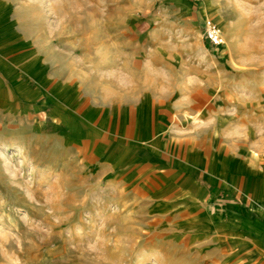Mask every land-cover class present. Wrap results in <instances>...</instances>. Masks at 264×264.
<instances>
[{
    "label": "rangeland",
    "instance_id": "1",
    "mask_svg": "<svg viewBox=\"0 0 264 264\" xmlns=\"http://www.w3.org/2000/svg\"><path fill=\"white\" fill-rule=\"evenodd\" d=\"M2 17L46 50L9 57L35 96L0 86V264H264L240 233L264 216V0H0Z\"/></svg>",
    "mask_w": 264,
    "mask_h": 264
},
{
    "label": "crops",
    "instance_id": "2",
    "mask_svg": "<svg viewBox=\"0 0 264 264\" xmlns=\"http://www.w3.org/2000/svg\"><path fill=\"white\" fill-rule=\"evenodd\" d=\"M11 21V22H10ZM8 22L5 18H0V86H2L6 91V96L10 99L13 94L12 85H11V75L9 71L13 69L9 66L17 67V64H20V61H13L9 59L13 50H46V48H39L32 46L31 40L29 37L25 36L20 31L14 30V22L10 20ZM17 32V33H16ZM17 63V64H16ZM19 69V68H18ZM21 99H26V96H35L38 92L33 90L30 95H26L24 90L18 89L15 91ZM40 108H46V104L38 105ZM244 235L249 244L262 248L264 252V216L261 218H256L255 220H247V224L240 232ZM241 236V235H240Z\"/></svg>",
    "mask_w": 264,
    "mask_h": 264
},
{
    "label": "built area",
    "instance_id": "3",
    "mask_svg": "<svg viewBox=\"0 0 264 264\" xmlns=\"http://www.w3.org/2000/svg\"><path fill=\"white\" fill-rule=\"evenodd\" d=\"M205 38L213 46H220L223 43L221 31L211 20L205 21Z\"/></svg>",
    "mask_w": 264,
    "mask_h": 264
}]
</instances>
